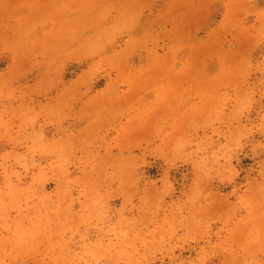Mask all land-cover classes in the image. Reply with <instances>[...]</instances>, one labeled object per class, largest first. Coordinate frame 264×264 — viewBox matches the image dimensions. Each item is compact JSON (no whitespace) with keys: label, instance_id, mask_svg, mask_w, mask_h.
Instances as JSON below:
<instances>
[{"label":"rangeland","instance_id":"1","mask_svg":"<svg viewBox=\"0 0 264 264\" xmlns=\"http://www.w3.org/2000/svg\"><path fill=\"white\" fill-rule=\"evenodd\" d=\"M0 264H264V0H0Z\"/></svg>","mask_w":264,"mask_h":264}]
</instances>
